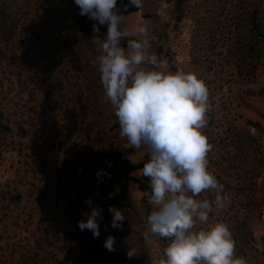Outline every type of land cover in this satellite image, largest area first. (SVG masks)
Listing matches in <instances>:
<instances>
[{
	"label": "rangeland",
	"instance_id": "rangeland-1",
	"mask_svg": "<svg viewBox=\"0 0 264 264\" xmlns=\"http://www.w3.org/2000/svg\"><path fill=\"white\" fill-rule=\"evenodd\" d=\"M19 1L18 37L24 32L27 39L17 53L28 60L29 82L26 89L15 83L2 99L11 131L0 135V158L9 159L0 165V246L7 242L0 257L25 264L29 244L38 240L40 264H106L99 247H105L108 236L115 237L108 208L119 181L134 208L125 212L124 220L134 235L115 240L114 247L136 250L135 222L140 218L149 236L144 235V250L151 259H165L171 239L150 233L147 218L155 206L144 201L136 184L128 180L141 170L129 172L126 164L140 160L146 148L123 159L114 156L116 150L131 145L114 126L115 109L100 82L99 64L94 63L100 55L93 42L94 22L79 14L74 0H31L25 8ZM169 6L166 0H152L125 15L124 27L131 33L147 25L148 38L169 51L170 60H161L162 67L195 72L207 85L211 109L202 129L212 145L207 159L229 197L225 208L213 207L208 224L226 223L235 239V256L261 264L264 44L249 79L244 51L247 18L257 9L255 19L261 17L264 23V0H186L176 25ZM106 34L107 24L101 26L99 37ZM7 77L11 78L6 71L2 79ZM8 85L3 79L0 90ZM16 193L21 199L14 203L11 195ZM214 196V190L205 191L197 199ZM88 199L102 209L99 237L78 227L87 219L83 214L91 211Z\"/></svg>",
	"mask_w": 264,
	"mask_h": 264
},
{
	"label": "clouds",
	"instance_id": "clouds-1",
	"mask_svg": "<svg viewBox=\"0 0 264 264\" xmlns=\"http://www.w3.org/2000/svg\"><path fill=\"white\" fill-rule=\"evenodd\" d=\"M74 2L79 14L94 22L97 35L93 42L100 52L94 63L99 64L100 82L115 109L120 135L133 148L145 147L149 155L142 168L151 187L145 199L155 206L147 218L149 231L171 239L166 258L159 264H249L246 258L235 256V239L226 223L208 224L213 207L225 208L229 197L207 159L212 145L202 129L207 126L211 104L205 82L192 71L165 70L158 56L150 52L148 26L139 25L130 33L117 0ZM142 7L143 0H128L123 5L125 12ZM105 24L107 34L101 39ZM130 35L136 38L122 45ZM213 190V200L197 199L202 192ZM86 204L91 211L83 214L87 219L79 221L78 227L99 237L102 209L92 206L91 199ZM108 211L112 228L121 229L126 219L123 210L109 206ZM144 235L149 238L147 232ZM114 244L111 235L104 242L108 251H114ZM136 255L129 248L128 258Z\"/></svg>",
	"mask_w": 264,
	"mask_h": 264
},
{
	"label": "trees",
	"instance_id": "trees-1",
	"mask_svg": "<svg viewBox=\"0 0 264 264\" xmlns=\"http://www.w3.org/2000/svg\"><path fill=\"white\" fill-rule=\"evenodd\" d=\"M31 0H23L22 1V7H28L30 5ZM152 0H143V5L146 3H149ZM169 3V17L171 20H173V24L176 25L178 21H180L186 0H166ZM128 3V0H117V6L120 7L121 11L124 12L125 15L133 13L139 9L136 8H129L125 12L123 9V5ZM257 15V9H252L249 16H248V32H249V39L247 43L245 44V51L244 54L246 56L245 60V76L249 79L254 74V69L257 64V61L259 59V53H260V46L264 44V23L262 18L255 19ZM19 21H20V1L19 0H0V88L3 84V79H6L9 81V85L5 86L4 89L0 90V135H5L11 131V126L9 125L10 119L7 117L4 106L2 103V99H4L6 96V93L11 90V86L16 84H20V87L24 85L25 87H21L26 89L28 82H29V76H26V72L29 69V63L26 58H23L18 55L17 49L20 44L23 43L25 38L27 37V34L24 35L22 38L18 37L19 32ZM165 31L162 30V34ZM159 39H161L160 35H157ZM106 36L102 37L101 39L105 38ZM134 36H129L124 38L121 41V44L126 46L128 39H135ZM27 39V38H26ZM151 48L150 52L155 53L158 58L161 60H164L165 62H168L170 60L169 51L165 49V46L161 42L153 43L152 39H150ZM145 67H149L145 65ZM7 71V74L11 76V78H3L2 75ZM114 126H119L118 118L115 115V123ZM18 132L20 135H23V128L18 127ZM136 151V148H133L132 146L128 148H122L116 150V153L114 154L116 159H123L127 155L132 154ZM1 157V156H0ZM149 159V155L147 153V149L145 153L143 154L142 158L140 160H137L135 162H128L126 164L127 170L129 172H134L136 170H141L139 176L130 175L129 179L131 182L136 184L137 189L142 193V197L144 201L145 199V193L151 192V187L149 186V178L145 177L142 173L143 164ZM9 159L0 158V165L6 164V162ZM118 182V183H117ZM117 188L114 190V199L111 200V204L114 207H117L121 210H123L124 214L125 212H128L129 210L134 211V208L132 205L128 202L127 197L124 192V182L116 181ZM11 199L14 201V203H17L21 196L19 193L11 195ZM144 219H137V226L139 227V231L136 232L139 236V243L136 247V252L138 255L133 256L131 259L128 258L127 248H119L114 247V251H108L105 247H99L100 255L103 257L105 261H107L106 264H159V261L156 259H151L149 255L144 250V228L142 226ZM1 221V219H0ZM130 225V224H129ZM124 224L122 225L121 229H114L115 230V240L117 239H124L126 237H129L133 234V230L129 229L130 226ZM2 239V234L0 233V240ZM260 247L261 251L259 252L261 255V264H264V236L260 237ZM7 242H4V245L1 243L0 246V255L5 254L3 249H6ZM4 247V248H2ZM41 248V245L39 244L38 240L37 242L32 241V244H29V248L27 249L25 259L23 260L25 264H40L36 257L38 255L37 250ZM7 255H4L3 257H0V264H14V262H7L5 261L7 259ZM17 262V260H16ZM16 264V263H15ZM256 264V263H253Z\"/></svg>",
	"mask_w": 264,
	"mask_h": 264
}]
</instances>
